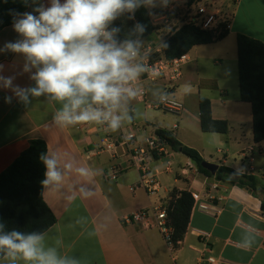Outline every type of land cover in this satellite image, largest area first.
<instances>
[{
    "label": "crops",
    "instance_id": "0c3cea01",
    "mask_svg": "<svg viewBox=\"0 0 264 264\" xmlns=\"http://www.w3.org/2000/svg\"><path fill=\"white\" fill-rule=\"evenodd\" d=\"M213 1L222 2L232 12L229 33L221 41L195 46L187 53L189 61L176 89L184 109L169 121L166 116L160 119L148 115L150 109L146 107L141 115L138 106L142 103L132 100L127 107L133 121L125 122L116 132L95 124L59 127L52 120L60 107L58 103H49L42 96L32 98L28 106L15 97L9 104L5 97L12 92L0 88V174L36 140L44 141L47 151H56L60 157L62 184L59 189L43 188L44 202L57 219L44 232L46 244L60 240L57 246L62 253L77 257L80 264H207L199 253L206 246L209 252L205 257L216 258L218 264H264L262 193L196 173L198 168L191 159L171 149L164 157L149 158L152 171L160 173L162 185L159 197H152L141 188L131 190L140 180L135 166L116 179L108 176L115 162H130V153L123 146L114 151L101 150L104 139L116 138L120 142L129 132L136 134L140 145H146L149 138L157 136L155 129L159 127L170 131L183 145L196 149L204 161L254 176L264 185V141H254L252 106L240 99L237 54L239 34L264 43V0ZM34 6L30 4L24 12H32ZM160 8L148 9L151 19ZM18 38L13 25L5 27L0 32V48ZM149 39H144L145 45ZM24 63L23 54L0 52V64L4 65L0 74L15 76L14 84L21 87L34 86L30 73L23 71ZM163 85L159 81L150 86L151 99L158 98ZM202 98L210 101L214 120L227 122L226 134L202 131ZM169 164L172 171L166 172ZM82 167L88 169L87 178L79 175ZM214 182L218 183L216 191L209 187ZM174 190L200 193L203 202L209 201L213 209H220L219 214L212 215L192 207L175 260L158 228L127 221L140 209H151L161 200L170 202ZM207 193L215 199L208 200ZM246 232L254 237L247 249L241 243ZM204 233L209 237L205 238ZM0 264L11 261L3 257Z\"/></svg>",
    "mask_w": 264,
    "mask_h": 264
},
{
    "label": "clouds",
    "instance_id": "9594fccd",
    "mask_svg": "<svg viewBox=\"0 0 264 264\" xmlns=\"http://www.w3.org/2000/svg\"><path fill=\"white\" fill-rule=\"evenodd\" d=\"M170 0H31L32 12H14L13 30L19 35L8 42L0 52L23 54V71L30 73L34 86L14 84L15 76L0 74V88L9 89L13 98L28 106L32 98L45 97L60 107L52 116L59 127L79 124L104 126L116 132L125 122L131 124L128 104L141 95L137 84L144 73L152 74L148 64L150 51L143 39L147 25L140 22L121 41V29L110 27L122 16L135 19L142 6L148 9L167 7ZM28 6V0H24ZM35 69V71H33ZM4 65L0 64V73ZM169 93H161V101ZM45 167L41 185L44 189H59L64 179L60 157L56 151L41 153ZM65 167H68L67 165ZM101 172L100 169L96 170ZM79 175L88 177V169H78ZM91 192L88 193L90 195ZM46 233L4 231L0 223V254L16 264H80L75 256L62 253L60 240L46 244ZM247 249L254 237L247 232L242 240Z\"/></svg>",
    "mask_w": 264,
    "mask_h": 264
},
{
    "label": "trees",
    "instance_id": "16d2710c",
    "mask_svg": "<svg viewBox=\"0 0 264 264\" xmlns=\"http://www.w3.org/2000/svg\"><path fill=\"white\" fill-rule=\"evenodd\" d=\"M195 1L189 0V3ZM30 4H32L31 0H28V6ZM28 6H25L24 0H0V32L5 27L13 25V15H10V10L22 13ZM126 15L113 21L110 26L121 29L118 39L122 41L137 22L147 25L143 39L155 35L156 28L152 24L148 8L143 6L139 8L135 12L134 20L128 19ZM228 33L229 29H226L221 35L214 36L194 25L185 26L167 37L163 51L168 59H173L189 53L195 46L221 41ZM237 54L240 99L252 106L254 141L259 143L264 141V43L239 34ZM200 121L203 132L219 134L228 132L226 121L213 119L211 103L208 99L200 100ZM155 134L173 151L191 159L200 173L217 181H227L252 193H262L261 210L264 213V185L256 177L243 175L226 166H220L213 176L201 166L204 159L196 149L183 145L168 130L157 127ZM45 152H47L46 143L36 140L0 174V223L4 224V231L44 233L57 222L43 199L41 180L44 178L45 167L39 157ZM154 156L158 157L156 154ZM170 196L168 218L173 228L172 238L175 243H179L188 228L193 198L190 192L177 190H174ZM3 257L0 254V259Z\"/></svg>",
    "mask_w": 264,
    "mask_h": 264
},
{
    "label": "built area",
    "instance_id": "2783aa9c",
    "mask_svg": "<svg viewBox=\"0 0 264 264\" xmlns=\"http://www.w3.org/2000/svg\"><path fill=\"white\" fill-rule=\"evenodd\" d=\"M231 2L235 0H230ZM232 19V13L228 11L225 5L219 1L213 0H196L189 3V0H170L167 7H161L159 12L154 14L151 19L153 26L156 28V33H165L159 36V41L151 42L145 45V48L150 51L148 64L152 69V74L144 73L138 81V88L141 90V95L135 99L136 102L142 103L147 109L160 110L165 113L179 115L184 109V103L176 96L178 83L183 78L184 66L189 61L188 54H183L173 59H168L163 51V44L167 37L181 28L189 25L199 27L201 30L211 33L214 36L221 35L223 31L229 29ZM164 82L162 92L167 91L169 97L161 101V94L157 99L150 98V86ZM161 92V93H162ZM105 128L104 126H102ZM177 127V125H174ZM121 145L124 151L130 153L131 160L125 165L121 162H115L108 170V176L116 179L124 170L135 166L140 173L139 183L132 187L131 190L143 189L152 197H159L162 190V185L159 180L160 173L153 172L149 165V158L155 154L158 157L166 156L171 147L158 136L149 138L146 145L138 143L137 136L134 132L126 133L119 142V139L106 138L103 140L102 151H114ZM172 166L169 164L166 172H171ZM199 170L196 169V173ZM210 189L216 191L218 183L209 184ZM193 208H198L200 211L217 215L220 209H213L211 203L203 202V197L200 193L192 192ZM208 200H214L215 197L207 193ZM169 202L159 201L151 209H140L132 213L127 221L139 223L146 228L156 227L159 229L163 238L172 253L175 260V253L179 243H175L172 238L173 228L170 226L168 218ZM203 236L208 238L209 235L204 233ZM209 252V247L199 251L201 259H205L207 264H218V260L214 257H205V253Z\"/></svg>",
    "mask_w": 264,
    "mask_h": 264
},
{
    "label": "rangeland",
    "instance_id": "374dc122",
    "mask_svg": "<svg viewBox=\"0 0 264 264\" xmlns=\"http://www.w3.org/2000/svg\"><path fill=\"white\" fill-rule=\"evenodd\" d=\"M211 1V0H210ZM226 1H229V0H226ZM230 2V1H229ZM232 3H233V1H232ZM232 5V4H231ZM231 12V11H230ZM232 13V12H231ZM163 34H165V33H157V34H155V35H152L151 37H150V39H149V42L151 43V42H156V41H159V36H163ZM177 96V95H176ZM177 98H178V96H177ZM179 99V98H178ZM139 107V112H140V114L141 115H143L144 114V112H146L144 109H146L145 108V106L143 105V104H140V106H138ZM147 113H148V115L150 114V115H153V116H156L157 118H160V119H162V118H164L165 116L168 118V121L169 120H171V118L172 117H176L177 115H174V114H170V113H165V112H162V111H160V110H153V109H151V110H148L147 111ZM150 119H152V118H150Z\"/></svg>",
    "mask_w": 264,
    "mask_h": 264
},
{
    "label": "water",
    "instance_id": "95a60500",
    "mask_svg": "<svg viewBox=\"0 0 264 264\" xmlns=\"http://www.w3.org/2000/svg\"><path fill=\"white\" fill-rule=\"evenodd\" d=\"M201 166L204 169L208 170L213 176L216 175L219 169V165L207 161L202 162Z\"/></svg>",
    "mask_w": 264,
    "mask_h": 264
}]
</instances>
